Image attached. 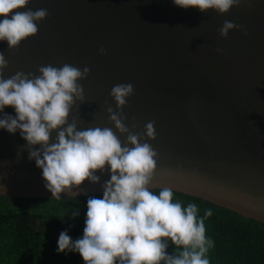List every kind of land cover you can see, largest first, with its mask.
Instances as JSON below:
<instances>
[{
    "label": "water",
    "instance_id": "1",
    "mask_svg": "<svg viewBox=\"0 0 264 264\" xmlns=\"http://www.w3.org/2000/svg\"><path fill=\"white\" fill-rule=\"evenodd\" d=\"M26 9H47L48 16L17 48L0 42L5 78L18 71L38 75L48 64L88 67L79 81L85 102L76 103L69 120L114 132L111 90L131 83L124 123L143 133L154 121L156 139L142 141L158 154L154 190L170 187L264 223V0H240L223 15L183 9L173 0H31ZM226 20L243 30L220 37ZM4 114L16 115L11 106ZM116 135L123 146L126 134ZM28 157L19 131L0 129V196L55 199ZM96 175L99 182L85 180L61 198L103 195L108 166Z\"/></svg>",
    "mask_w": 264,
    "mask_h": 264
},
{
    "label": "clouds",
    "instance_id": "2",
    "mask_svg": "<svg viewBox=\"0 0 264 264\" xmlns=\"http://www.w3.org/2000/svg\"><path fill=\"white\" fill-rule=\"evenodd\" d=\"M31 0H0V42L15 49L38 32L37 24L48 16L47 9H26ZM240 0H173L183 9L198 8L202 13L214 10L227 14ZM26 9V10H25ZM242 26L225 21L219 35L227 38L232 30ZM244 34L247 35L246 30ZM222 53V49H215ZM105 54L103 47L99 48ZM8 60L0 52V129L10 134L19 131L27 142L29 160H35L42 170L46 189L55 199L61 193H71L85 180L100 181L96 171L103 174L108 166L110 179L102 185L103 197L87 200L82 237L73 240L67 230L61 231L57 252L79 253L84 264H210L208 252L215 244L206 235L205 221L213 215L207 208L203 215L194 202L186 206L174 199V190L151 186L157 168V152L147 139L155 140L154 121L144 126L143 133H134L124 123L122 109L134 95L131 83L113 86L110 96L116 111L107 108L110 127L79 128L76 117L69 120L77 102H85L79 81L89 75L64 64L40 66L38 75L16 72L5 78ZM6 106L16 115L4 114ZM136 125L133 123L132 129ZM56 132L50 143V137ZM39 145L38 149L34 146ZM78 210L73 216L78 215ZM175 246L172 254L167 249Z\"/></svg>",
    "mask_w": 264,
    "mask_h": 264
},
{
    "label": "trees",
    "instance_id": "3",
    "mask_svg": "<svg viewBox=\"0 0 264 264\" xmlns=\"http://www.w3.org/2000/svg\"><path fill=\"white\" fill-rule=\"evenodd\" d=\"M91 197L103 195L61 199L0 196V264H84L79 253L57 252V240L64 230L73 240L82 237ZM174 199L185 206L196 203L200 215L207 208L213 210L205 221L206 235L215 244L208 252L210 264H264V223L188 194L174 191ZM77 210L79 214L73 216ZM174 250L170 243L168 253Z\"/></svg>",
    "mask_w": 264,
    "mask_h": 264
}]
</instances>
